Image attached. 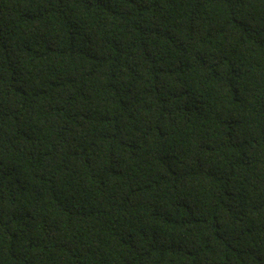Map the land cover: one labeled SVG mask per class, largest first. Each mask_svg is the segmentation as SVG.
<instances>
[{"label":"trees","instance_id":"trees-1","mask_svg":"<svg viewBox=\"0 0 264 264\" xmlns=\"http://www.w3.org/2000/svg\"><path fill=\"white\" fill-rule=\"evenodd\" d=\"M0 264H264V0H0Z\"/></svg>","mask_w":264,"mask_h":264}]
</instances>
